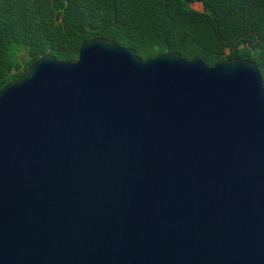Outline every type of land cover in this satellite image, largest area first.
Here are the masks:
<instances>
[{
  "label": "water",
  "instance_id": "water-1",
  "mask_svg": "<svg viewBox=\"0 0 264 264\" xmlns=\"http://www.w3.org/2000/svg\"><path fill=\"white\" fill-rule=\"evenodd\" d=\"M0 264H264V80L113 39L0 89Z\"/></svg>",
  "mask_w": 264,
  "mask_h": 264
},
{
  "label": "trees",
  "instance_id": "trees-1",
  "mask_svg": "<svg viewBox=\"0 0 264 264\" xmlns=\"http://www.w3.org/2000/svg\"><path fill=\"white\" fill-rule=\"evenodd\" d=\"M95 37L143 59L248 58L264 80V0H0V89L41 56L76 61Z\"/></svg>",
  "mask_w": 264,
  "mask_h": 264
},
{
  "label": "rangeland",
  "instance_id": "rangeland-1",
  "mask_svg": "<svg viewBox=\"0 0 264 264\" xmlns=\"http://www.w3.org/2000/svg\"><path fill=\"white\" fill-rule=\"evenodd\" d=\"M194 7L201 9L202 8V5L200 3H195L194 4Z\"/></svg>",
  "mask_w": 264,
  "mask_h": 264
}]
</instances>
